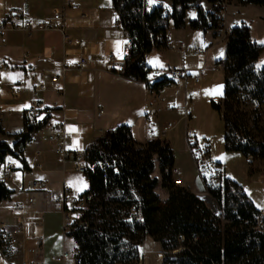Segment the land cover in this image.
Segmentation results:
<instances>
[{
	"label": "crops",
	"instance_id": "obj_1",
	"mask_svg": "<svg viewBox=\"0 0 264 264\" xmlns=\"http://www.w3.org/2000/svg\"><path fill=\"white\" fill-rule=\"evenodd\" d=\"M159 1L165 6L170 5V0H152L151 3L147 0V7L151 8ZM71 4L77 8H70ZM54 10L64 14L65 30L73 43L64 42L61 32L56 29L7 30L0 34V59L8 64V69L0 75V140H9L11 134L23 129L25 111L32 105L46 110L49 116L44 126L47 133L42 135L38 129L25 144L22 155L25 162L14 156L8 157V160H16L18 167L3 180L13 191L8 199L0 201V222L6 223L4 233L16 223L19 214L28 218L21 235L22 248L9 246L7 249L10 264L22 261L25 264H75V242L63 233V204L59 197L61 181L67 182L73 196H79L88 188V178L76 169L71 151L66 156L56 152L58 142L47 138L49 125H61L66 149L84 150L105 130L122 123L129 126L132 137L138 142L165 138L171 143L174 123L170 120L176 117V122L182 118L185 121L188 143L191 136L188 129L192 122V93L188 85L195 82L193 75L203 76L206 66L217 64L225 53L227 33L217 35L213 28L205 31L191 29L188 20L194 14L185 16L182 29H174L170 23L166 40L179 50L163 45L144 54V63L156 70L149 74V81L168 68L186 69L188 76L168 79L172 82L152 89L145 81L120 74L124 66L126 37L117 22L111 0H0V16L8 11H23L40 22L48 19ZM250 20L252 39L264 46V8L228 0L224 10L227 32L231 26ZM195 47L205 49L203 58L193 54ZM110 52L117 57L113 64L108 61ZM86 53L91 54L92 59L84 70L72 67L64 75L60 73L63 62L72 65ZM55 74L59 80L52 82L50 77ZM39 82L45 83L44 90H34V85ZM12 85L17 91L15 96L10 93ZM44 113L42 111L36 119L39 120ZM167 122L171 126L163 130ZM17 125L19 129L13 131L11 128ZM217 131L223 142V129ZM212 134L203 131L201 137ZM176 171L178 173V169ZM34 178L45 181L48 190L29 189L28 182ZM231 178L241 184L254 205L264 212L262 192L253 191L248 178ZM186 186L200 198L206 195L203 183H199L197 189ZM139 245L144 249L143 263L142 259L139 263L154 264L155 255L157 257L162 252L160 243L146 235ZM31 248L36 251L32 252ZM63 250L69 251V255L62 262L51 259V255ZM0 264L8 262L0 256Z\"/></svg>",
	"mask_w": 264,
	"mask_h": 264
},
{
	"label": "trees",
	"instance_id": "obj_2",
	"mask_svg": "<svg viewBox=\"0 0 264 264\" xmlns=\"http://www.w3.org/2000/svg\"><path fill=\"white\" fill-rule=\"evenodd\" d=\"M111 1L129 44L120 74L158 89L172 81H149L156 70L144 63V54L165 45L170 23L174 29L185 26L188 9L195 11L188 20L191 29H215L220 0H170L169 6L156 4L147 10L144 0ZM237 1L264 8V0ZM251 23L242 21L228 30L224 57L218 61L222 97L210 100L223 122V148L240 152L250 165L264 161V138L254 132L264 104V46L252 39ZM25 115L23 129L0 140V166L7 155L25 162V144L49 117L40 109L26 110ZM84 152L94 165L85 168L88 188L81 194L90 195L79 216L86 226L74 223L67 232L75 242V264H137L138 244L146 235L160 243L161 264H264V227L257 223L262 211L237 181L218 174L213 184L201 176L219 206L216 214L187 186L174 183L173 149L165 138L138 142L122 123L105 130ZM155 167L158 176L152 175ZM158 184L167 190L164 200L154 190ZM12 192L0 180V201Z\"/></svg>",
	"mask_w": 264,
	"mask_h": 264
},
{
	"label": "built area",
	"instance_id": "obj_3",
	"mask_svg": "<svg viewBox=\"0 0 264 264\" xmlns=\"http://www.w3.org/2000/svg\"><path fill=\"white\" fill-rule=\"evenodd\" d=\"M157 4H162V1H159ZM144 6L147 10V4L146 0H144ZM216 6L218 7L216 11L217 16V25L215 27V32L217 35L223 34L225 35L227 32V29L224 26V10L226 6V0H220L217 1ZM70 8L76 9L77 6L74 4L70 5ZM48 29H56L61 32L62 38L64 42L73 43L74 40L71 39L70 35L65 30L64 25V14L60 10H54L51 14V16L44 20V21H34L30 17L26 16L23 11H8L5 14L0 16V34L7 30H23L25 32H31L36 30H48ZM165 46L168 48H173L175 50H179L177 46H173L169 40H165ZM129 49V44L126 42L123 47L124 55H123V62L125 65V55L127 54ZM205 49L202 47H195L193 49V53L197 55L199 58H203ZM108 61L113 64L117 57L113 52H110L108 54ZM92 55L89 53L83 54L79 56L73 64H69L67 62H63L60 66V73L64 75L66 72H69L72 67L78 69V70H84L86 65L91 61ZM216 65H220V63H217ZM221 66V65H220ZM124 68V66H123ZM123 68L120 70V72L123 70ZM8 69V64L0 59V75L1 73ZM188 76L187 70L182 68H168L162 72H159L155 74L154 77H164L166 79L174 80L177 78H186ZM50 80L52 82H56L59 80L58 75H52L50 77ZM193 80L195 82H198L200 80V74L193 75ZM46 87L44 82H39L37 85H34V90H44ZM16 88L14 85L10 87V93L15 96L16 94ZM37 108L35 106H31L28 111L29 113H34ZM101 112V110H99ZM171 126L170 122H167L163 126V130H166L168 127ZM61 125L58 123H53L49 125V133L47 135L48 140L50 141H57L58 145L56 148V152L59 153L62 156H66L70 151L74 154L75 160H76V169L80 172H85V168L89 167L92 168L94 163H91L85 155L84 150H78V149H72L68 150L64 146V136L62 134ZM8 157H11L10 155H7L5 157V160L3 161L2 165L0 166V180L7 179L11 176V174L15 171V169L18 167V162L16 160H8ZM173 173L177 175L176 169H173ZM262 181L264 182V170L262 172ZM175 184H181L182 180L179 177L178 179L174 178ZM29 189H38V190H48L47 184L45 181L41 179H31L28 182ZM63 207H62V218H63V233L67 234V232L72 228L74 223H77L81 226H86V221H82L79 219V216L81 214L82 209L85 207L87 201L90 199L89 194H83L79 196H73L72 190L65 181H61V194L59 195ZM29 201H31V198H29ZM133 211V209H131ZM264 212L261 213V218L258 219L257 223L259 226L264 227ZM128 220H131V218H128ZM28 218L24 214H19L16 223L11 226L9 231L4 233L6 228L5 222H0V256L9 263V257L7 254V249L9 246H16L17 248H22V242H21V235L23 234L26 225H27ZM32 252H35V248L30 249ZM138 252V263L142 259L143 251L138 244L137 248ZM69 255V251L63 250L60 254H53L51 255V259L62 262L66 256ZM163 257L162 252L158 255V259L154 262V264H161V259ZM16 264H25L23 261L16 263Z\"/></svg>",
	"mask_w": 264,
	"mask_h": 264
},
{
	"label": "rangeland",
	"instance_id": "obj_4",
	"mask_svg": "<svg viewBox=\"0 0 264 264\" xmlns=\"http://www.w3.org/2000/svg\"><path fill=\"white\" fill-rule=\"evenodd\" d=\"M193 14V9H188L186 11V17ZM191 59L192 58H189L190 61ZM261 59L264 61L263 51ZM202 73L205 74L203 76L200 75L199 82L189 83L188 85V88L192 93V122L189 126L190 129H188V133L191 136L188 143L185 138L184 119L182 118V120L180 119L176 122V117H171L170 120L174 123V127L172 129L173 139L170 143L174 155L173 168L178 169L177 175L173 173V178L178 179L181 177L183 180L181 184H184L185 186L189 185L193 189H197L199 183L202 184L201 176L212 179L210 181H212L213 184H216L218 174L230 178H248V183H250L249 185L253 191L258 190L264 195V182L262 181L264 161H254L252 162V165H250L249 161L246 160L244 155L240 152L226 151L223 148L222 138L217 135V130L223 129V122L218 112L211 108L210 100L219 101L222 97L223 73L221 66L216 64L212 66L207 65L206 71H203ZM175 109L173 112H176ZM18 127L19 126L17 125L11 129L16 131L19 129ZM40 130V134L42 135L47 133L45 127ZM203 131L205 133H213V136L201 137V132ZM254 132L258 138H264V104L261 109L259 129ZM193 133L197 134V136L194 137ZM158 174V168L155 167L152 175L158 176ZM154 190L160 200L165 199L167 195V190L165 188L158 184ZM205 196L210 199V194L207 191ZM210 201L212 206L217 204L216 202H213L212 199H210ZM207 205L210 207L209 204ZM141 249L144 251L143 248ZM158 255L157 257L155 255V259L153 261L158 259Z\"/></svg>",
	"mask_w": 264,
	"mask_h": 264
},
{
	"label": "water",
	"instance_id": "obj_5",
	"mask_svg": "<svg viewBox=\"0 0 264 264\" xmlns=\"http://www.w3.org/2000/svg\"><path fill=\"white\" fill-rule=\"evenodd\" d=\"M202 199H203L207 204L210 205L209 208H210L214 213L219 214V212H220L219 206H218L217 204H216L215 206H212V205H211V201H210V199H212L213 202H216V201L214 200V198H212L211 195H210V199L207 198L206 196H203Z\"/></svg>",
	"mask_w": 264,
	"mask_h": 264
},
{
	"label": "snow or ice",
	"instance_id": "obj_6",
	"mask_svg": "<svg viewBox=\"0 0 264 264\" xmlns=\"http://www.w3.org/2000/svg\"><path fill=\"white\" fill-rule=\"evenodd\" d=\"M149 2L151 3L152 2V0H149ZM117 47L119 48V42H117ZM152 61H150V63H151ZM72 131H75V129H71ZM86 186V185H85ZM82 190V189H81Z\"/></svg>",
	"mask_w": 264,
	"mask_h": 264
}]
</instances>
